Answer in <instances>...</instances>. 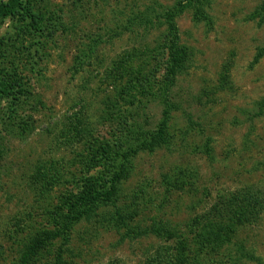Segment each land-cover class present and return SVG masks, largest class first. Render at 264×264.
I'll return each instance as SVG.
<instances>
[{
	"label": "rangeland",
	"instance_id": "rangeland-1",
	"mask_svg": "<svg viewBox=\"0 0 264 264\" xmlns=\"http://www.w3.org/2000/svg\"><path fill=\"white\" fill-rule=\"evenodd\" d=\"M23 1L49 29L0 23V264H169L181 240L195 250L198 217L243 192L236 246L198 263L264 264V0L189 4L174 76L166 18L185 0ZM110 159L124 178L90 211Z\"/></svg>",
	"mask_w": 264,
	"mask_h": 264
},
{
	"label": "trees",
	"instance_id": "trees-1",
	"mask_svg": "<svg viewBox=\"0 0 264 264\" xmlns=\"http://www.w3.org/2000/svg\"><path fill=\"white\" fill-rule=\"evenodd\" d=\"M195 0H185L179 6L173 8L169 14H167L166 20L169 25V36L171 39L169 47V55L171 60H169V73L174 76L176 68L179 66L180 51L177 47L179 30L176 24V19L181 16L185 8ZM20 16L22 19L30 20L31 24L38 29L41 34H44L48 31V27L45 25V20L42 16L34 12L28 4H25L23 0H4L0 2V23L8 18H14ZM171 76V77H172ZM0 94L5 95L6 97L12 95V88L6 82H3L0 78ZM16 97L14 101H16ZM165 114V120L159 130L158 136L155 138L152 135L153 140L151 143L153 145H159L160 141L166 135V129L168 127V122L170 116ZM156 140V141H155ZM135 144V142H134ZM152 146V144H151ZM143 146L131 148L127 153H136L141 150ZM120 162L127 159L128 154L121 156L120 153ZM122 157V159H121ZM119 163V162H118ZM115 163L113 159L109 161L108 167V179H105L102 184L97 186V195L85 202V206L88 207V210L93 209L92 204L103 203V204H112L115 201V197L118 193V186L121 180H123L125 171L122 170L121 166L124 164ZM255 203V199L249 193H240L238 195H233L229 197L221 198L217 203L212 207L213 215L211 217L200 216L196 219V238H195V250L193 251L189 247V242L185 239L181 240L177 246V252L172 255H175V258L169 262V264H191L189 259L192 257V253L195 254V264L198 263V257L201 254H213L214 252H220L223 248L236 246L235 242L232 241L234 236L235 225L240 223H247L251 221L253 217L252 211H250V206L252 203ZM96 206V205H95ZM153 233L159 235L162 233L160 230H152ZM53 236L51 234H44L42 242H45L44 245L49 242ZM242 244V243H241ZM243 250V248H240ZM243 259L247 261H260V259L251 256L250 252L240 251ZM190 257V258H189ZM237 256L229 258L233 262H238ZM28 261V260H27ZM194 261V260H193ZM193 263V262H192Z\"/></svg>",
	"mask_w": 264,
	"mask_h": 264
}]
</instances>
